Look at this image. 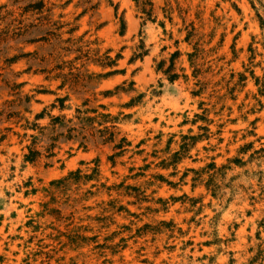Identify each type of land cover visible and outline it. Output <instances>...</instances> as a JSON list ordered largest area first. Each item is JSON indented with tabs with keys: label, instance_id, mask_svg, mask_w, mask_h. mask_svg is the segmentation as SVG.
<instances>
[{
	"label": "rangeland",
	"instance_id": "obj_1",
	"mask_svg": "<svg viewBox=\"0 0 264 264\" xmlns=\"http://www.w3.org/2000/svg\"><path fill=\"white\" fill-rule=\"evenodd\" d=\"M0 264H264V0H0Z\"/></svg>",
	"mask_w": 264,
	"mask_h": 264
}]
</instances>
